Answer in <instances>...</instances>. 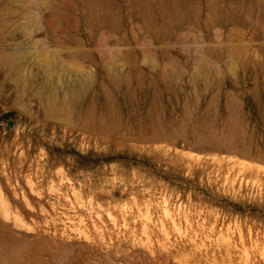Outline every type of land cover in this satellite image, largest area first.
<instances>
[{"label": "rangeland", "instance_id": "374dc122", "mask_svg": "<svg viewBox=\"0 0 264 264\" xmlns=\"http://www.w3.org/2000/svg\"><path fill=\"white\" fill-rule=\"evenodd\" d=\"M0 264H264V0H0Z\"/></svg>", "mask_w": 264, "mask_h": 264}, {"label": "bare ground", "instance_id": "6f19581e", "mask_svg": "<svg viewBox=\"0 0 264 264\" xmlns=\"http://www.w3.org/2000/svg\"><path fill=\"white\" fill-rule=\"evenodd\" d=\"M7 11L8 10H6V13H7ZM4 16L5 15H3V17ZM4 58H5V61L8 63L10 68H16L17 65H19L18 60H15V58H13L11 55L5 56ZM48 59L49 58L47 55H44L43 57H41V61H43V63H49ZM85 90H86V85H84V84H78V85L77 84H72V85L70 84L68 87L63 89V98L65 101H69L71 104L75 103V102H79L80 97L83 95ZM55 101H56V95L55 94L51 95L47 98L48 107L51 111L53 109L52 106H53Z\"/></svg>", "mask_w": 264, "mask_h": 264}]
</instances>
